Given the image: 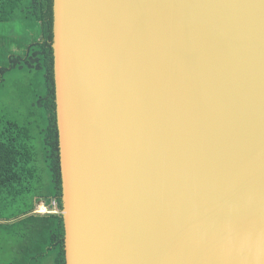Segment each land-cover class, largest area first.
Segmentation results:
<instances>
[{
    "label": "water",
    "instance_id": "obj_1",
    "mask_svg": "<svg viewBox=\"0 0 264 264\" xmlns=\"http://www.w3.org/2000/svg\"><path fill=\"white\" fill-rule=\"evenodd\" d=\"M65 264H264V0H53Z\"/></svg>",
    "mask_w": 264,
    "mask_h": 264
},
{
    "label": "trees",
    "instance_id": "obj_2",
    "mask_svg": "<svg viewBox=\"0 0 264 264\" xmlns=\"http://www.w3.org/2000/svg\"><path fill=\"white\" fill-rule=\"evenodd\" d=\"M52 6L53 0H0V23L18 19L27 38L12 41L1 73L17 70L42 78V90L32 89L25 123L0 117V254L10 248L7 264H45L48 259L65 264ZM33 132L40 137L39 150ZM40 202L49 210L54 203L56 213L36 214Z\"/></svg>",
    "mask_w": 264,
    "mask_h": 264
},
{
    "label": "rangeland",
    "instance_id": "obj_3",
    "mask_svg": "<svg viewBox=\"0 0 264 264\" xmlns=\"http://www.w3.org/2000/svg\"><path fill=\"white\" fill-rule=\"evenodd\" d=\"M23 32L24 27L18 19L9 23H0V68H5L8 65L7 54L12 41L17 38L26 41L27 38ZM33 88H37V91L42 90L41 74H30L17 70L2 73L0 71V117L18 124L25 123L28 113L31 111ZM33 135L34 144L39 150L40 137L36 132H33ZM52 211H55L54 207L49 210L40 202L37 205L36 214L45 215ZM10 260L11 250L8 248L4 254H0V263L7 264ZM45 264H52V262L48 259Z\"/></svg>",
    "mask_w": 264,
    "mask_h": 264
},
{
    "label": "built area",
    "instance_id": "obj_4",
    "mask_svg": "<svg viewBox=\"0 0 264 264\" xmlns=\"http://www.w3.org/2000/svg\"><path fill=\"white\" fill-rule=\"evenodd\" d=\"M55 206V204L54 203H52V207H54ZM35 213H36V211H35ZM54 213H56L55 211H52V213H48V214H54Z\"/></svg>",
    "mask_w": 264,
    "mask_h": 264
},
{
    "label": "crops",
    "instance_id": "obj_5",
    "mask_svg": "<svg viewBox=\"0 0 264 264\" xmlns=\"http://www.w3.org/2000/svg\"><path fill=\"white\" fill-rule=\"evenodd\" d=\"M13 51H16V49H13Z\"/></svg>",
    "mask_w": 264,
    "mask_h": 264
},
{
    "label": "bare ground",
    "instance_id": "obj_6",
    "mask_svg": "<svg viewBox=\"0 0 264 264\" xmlns=\"http://www.w3.org/2000/svg\"><path fill=\"white\" fill-rule=\"evenodd\" d=\"M39 210V209H38ZM40 211V210H39ZM43 212V211H42ZM46 213V212H45Z\"/></svg>",
    "mask_w": 264,
    "mask_h": 264
}]
</instances>
